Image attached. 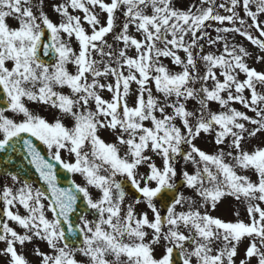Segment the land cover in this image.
<instances>
[{
	"label": "snow or ice",
	"instance_id": "obj_1",
	"mask_svg": "<svg viewBox=\"0 0 264 264\" xmlns=\"http://www.w3.org/2000/svg\"><path fill=\"white\" fill-rule=\"evenodd\" d=\"M53 11L58 23L33 0H0V256L29 264L18 248L38 239L49 250L35 248L39 264H81L77 255L86 264H236L247 239L240 264H264V146H243L264 132V71L225 35L264 52V0H198L187 10L174 0H63ZM27 102L58 115L49 122ZM206 137L213 153L196 144ZM17 152L45 187L14 170ZM59 168L83 183L60 186ZM229 197L247 222L211 215Z\"/></svg>",
	"mask_w": 264,
	"mask_h": 264
},
{
	"label": "rangeland",
	"instance_id": "obj_2",
	"mask_svg": "<svg viewBox=\"0 0 264 264\" xmlns=\"http://www.w3.org/2000/svg\"><path fill=\"white\" fill-rule=\"evenodd\" d=\"M33 2L35 4H37L38 6L42 7L43 11L47 14V16L53 22H57L58 23L60 21L61 18L59 17V15L56 12L53 11V5L62 3L63 0H33ZM194 2H198V0H174L175 6L177 8H179V9H182V10H187V8L192 3H194ZM69 11L72 12L71 9ZM220 13L221 14H225L223 12V10H220ZM72 14H74V15H82L79 12H73ZM241 15L243 16V12H241ZM99 18L101 19L102 22H104L106 20V15L101 14ZM117 23H119V20L117 21ZM84 27L86 29H88V25L87 24H84ZM89 31H90V29H89ZM207 31L213 37L216 36V33H215V31L213 29L209 28V29H207ZM132 32H134V30H132ZM134 34H135V32H134ZM225 35L228 36V39H229V42L230 43H234L233 41H236L237 42L236 43L237 45L244 46L248 52H251L252 50H259L255 45H252L249 41H247L245 38L239 36L238 34H225ZM106 38L109 40V42H111V40H112L111 34L108 37H106ZM245 41L249 42V44H247ZM72 46H73L74 49L76 48V42L74 40L72 41ZM218 49H219V51H222V45H216L214 47H208L206 45L204 51H205V53H207L209 51H212V52H215L216 54H219ZM255 52H257L258 54L261 55V52L260 51H255ZM179 54L181 56L184 55L182 52L179 53ZM247 63L249 64L250 67L257 68L256 69L257 71H264V62L257 63L256 62V59L253 58L251 60V62L247 59ZM165 64L168 65V63H166V62H165ZM68 70L70 72L74 71V66L73 65H69L68 66ZM239 78L240 79H244V75L241 74ZM135 88H136V85L133 84L132 85V89L135 90ZM261 90L262 89L258 86V91H261ZM64 91L67 92L68 90L67 89H64ZM102 95L104 96L105 99H108L109 96H110V94L107 91L103 92ZM245 95L246 96L250 95L247 92V90L245 92ZM131 102H132V98L130 96L129 103H131ZM34 105H36L35 108H37V110H38L37 113L40 116L46 118L49 122H54V119L58 115V112H57L56 109H52L50 107L43 106V105H40V104H37V103H32V102H27V104H26V106L30 110L31 109L33 110ZM233 105H234V103H233ZM216 106H218V105L215 104V103H213L211 105V108L212 109H216V108H214ZM188 107H189V109H191L193 107V102H189ZM232 107H234V106H232ZM236 109L237 110H240V111L246 112L249 116H253L254 115L252 112H249L247 109H244L241 104L237 105V108ZM7 115H9L11 117L13 114L7 113ZM16 118L19 119L20 117L17 116ZM70 121H71L70 118H64V120H63V122L66 125H68V126H71L69 124ZM246 126L252 127L251 125H246ZM100 135H101V138L104 139L106 142H114L115 141L114 135L111 132H109V131H106V130L101 131ZM196 144H197L198 147H200L202 150H204V151H206L208 153H213L215 151V146L212 143V140H211L210 137H206L204 139H198L196 141ZM243 146H244V148L246 150H252V149H254V148L258 147V146H264V132L258 133L255 137H252V138L247 139L244 142V145ZM62 158L66 159V160H71V157H69L68 154L65 153V152H62ZM153 159L157 163V165H160L161 164V161H160L159 158L153 157ZM180 168H181V165H177V170L178 171L180 170ZM140 170H141V172L145 171V169H143V168H141ZM187 170L190 173L193 171L191 165H187ZM246 174L249 175V177L252 180H255L256 179L255 175L251 171L247 172ZM74 178H75V181L77 183H80V184L83 183L82 178L78 174L74 175ZM178 179H179V177H178ZM4 182H5L4 179H0V184H3ZM7 182L9 184L12 183L10 179H8ZM181 191H183L186 196H187V193H188V196H191L192 195V193H191L190 190L181 189ZM128 199L131 200V198H128ZM238 203H240V202L236 201L234 198H231V197L225 198L217 206V208L214 211L211 212V215H213L214 217L221 218V219H223L225 221H236L237 219H240V220L247 219L248 216H247V213H246V209H244V210L243 209H240L239 211L236 209L237 208L236 206L238 205ZM145 209H146V206L143 205V204L136 206V211L137 212H140V211L145 210ZM18 210H19V212L21 214H24V209L22 207H19ZM237 212L239 213V217H237L235 215V213H237ZM48 215H49V217L51 216L50 213ZM149 216H151V213L150 212H149ZM243 221L247 222L246 220H243ZM14 227H16V230L18 232H21L22 233V230L19 229L18 226H14ZM246 240L247 239H244L241 242V244H240L241 247L244 246ZM246 245H247V243H246ZM3 247H4L3 242H0V249H3ZM37 247L41 251H44V252L49 251L48 248H47L46 242L40 241L38 239L32 241L31 243H26L23 246V248H18V251L21 252L25 256V258L29 261V264H39V257H37L35 255V251H34L35 248H37ZM156 250H158L156 252V255L159 256L161 254V252H162V248L157 247ZM240 250H241V248L239 247V249H238V255L234 258L236 264H240V261L242 260V257L239 256V254H240L239 251ZM76 258L78 259V256ZM81 258H82L81 260L78 259L79 261H81V264H86V258L83 257V256H81ZM2 259H3V262H4L3 264H7L6 258L5 257H2Z\"/></svg>",
	"mask_w": 264,
	"mask_h": 264
},
{
	"label": "water",
	"instance_id": "obj_3",
	"mask_svg": "<svg viewBox=\"0 0 264 264\" xmlns=\"http://www.w3.org/2000/svg\"><path fill=\"white\" fill-rule=\"evenodd\" d=\"M38 147L40 148L42 154H46L44 148L42 145L38 144L37 141H34ZM20 157H23L22 152H17L15 157H12V160L14 161L15 164V169L20 171L21 175H24L25 179L27 180H34L36 181L42 188L45 187L41 182L38 181V177L34 171L28 164H27V159L21 160ZM5 159H8V157H5ZM58 176H59V184L62 187H68L70 186V180L71 176L70 174L66 173L62 168L58 169Z\"/></svg>",
	"mask_w": 264,
	"mask_h": 264
},
{
	"label": "flooded vegetation",
	"instance_id": "obj_4",
	"mask_svg": "<svg viewBox=\"0 0 264 264\" xmlns=\"http://www.w3.org/2000/svg\"><path fill=\"white\" fill-rule=\"evenodd\" d=\"M3 256H0V264H3V259H2Z\"/></svg>",
	"mask_w": 264,
	"mask_h": 264
}]
</instances>
